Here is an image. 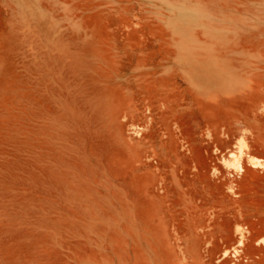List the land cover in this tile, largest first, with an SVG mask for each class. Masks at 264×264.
<instances>
[{"label":"rangeland","instance_id":"obj_1","mask_svg":"<svg viewBox=\"0 0 264 264\" xmlns=\"http://www.w3.org/2000/svg\"><path fill=\"white\" fill-rule=\"evenodd\" d=\"M0 264H264V0H0Z\"/></svg>","mask_w":264,"mask_h":264}]
</instances>
